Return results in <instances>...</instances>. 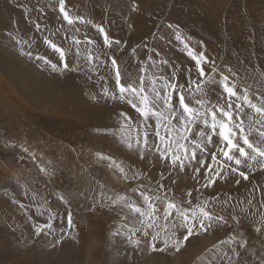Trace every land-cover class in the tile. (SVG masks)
<instances>
[{"label":"snow or ice","instance_id":"1","mask_svg":"<svg viewBox=\"0 0 264 264\" xmlns=\"http://www.w3.org/2000/svg\"><path fill=\"white\" fill-rule=\"evenodd\" d=\"M90 2L86 15L67 0H7L22 11L25 27L10 19L0 32L7 40L3 48L41 75L79 81L84 102L112 121L95 126L94 134L111 138L125 154L121 159L89 150L74 169L63 153L44 160L5 134L0 152L16 151L22 165L37 169L25 183L22 173L0 183L4 202L21 213L22 222L9 225L19 233L17 242L51 236L55 247L74 239L78 208L115 217L111 237L121 245L116 264H129L142 249L178 254L190 238L208 235L217 239L196 264H264V63L233 52L227 34L220 40L224 48L209 52L203 38L158 16L147 0ZM181 2L170 0L173 8ZM113 12L127 38L110 35L105 17ZM145 14L144 24L152 27L133 42V15ZM164 45L185 61L171 59ZM83 155L77 152L78 159ZM97 171H110L128 187H109ZM65 172L67 190L55 184ZM38 183L53 190L39 195ZM63 212L66 225L57 224Z\"/></svg>","mask_w":264,"mask_h":264},{"label":"rangeland","instance_id":"2","mask_svg":"<svg viewBox=\"0 0 264 264\" xmlns=\"http://www.w3.org/2000/svg\"><path fill=\"white\" fill-rule=\"evenodd\" d=\"M103 2L104 0H101V3ZM164 2L165 0H147V3L158 16H168L173 21L178 20L187 25V29L191 31L194 39L203 38L208 43L209 52L216 49L218 45L220 49H223L224 45L220 43V40L224 39L227 34L231 37L229 43L232 45L233 52H240L244 57H248L258 65L264 63V51H262L264 50V0H182L174 8L170 0H168V8L164 7ZM67 4L74 10H79L86 15L89 14L88 7H92L90 0H67ZM84 5L87 7L85 8ZM169 8L172 9L170 16ZM8 9L11 12L16 11L15 14L24 22L23 13L20 9L8 8L7 0H0V24L4 19L9 18L4 16L6 11H9ZM146 17L147 14L143 18L133 15L137 28L133 42L142 39V36L152 27L151 24H148V29L145 31L144 19ZM105 24L110 27V35L117 38L121 36L127 38L128 30L126 25L122 24L119 12H113L106 16ZM8 26L9 24L0 25V32L7 29ZM247 37H249L248 40ZM1 39L3 37H0ZM2 43L5 45L7 40ZM3 45L0 43V50L2 51L0 52V146L3 145V137L7 134L8 137L29 146L37 157L44 160H47L48 155L53 151L57 155L63 153L62 159L74 169L88 159L89 150L115 155L113 149L100 140L102 137L94 134V127L97 125L89 116L82 118L71 105L67 106L66 113L63 114L54 108L52 109V106L47 103L42 104L41 107L36 106L33 103V97L22 92L24 91L22 89L25 88L17 86L11 80L14 76L22 75L21 68L34 67L27 63H21L17 59L14 60L15 58L8 54ZM164 47L167 55L171 59L174 58L173 60L177 63L185 60L174 47L167 45ZM253 53L254 55H251ZM50 58L55 59L53 56ZM1 60L5 63H2ZM13 62L16 63L15 66H13ZM18 67L19 69H17ZM35 73L39 74L37 70ZM43 75L49 77L47 73ZM60 79L64 81L63 78H54V93L58 94L56 95L58 98L64 93H68L72 86L80 83L72 80L59 82ZM66 116L71 121L62 119ZM78 136H82L83 139L78 138ZM67 138L74 141L70 142ZM79 151H83L84 155L78 159L77 152ZM115 156L119 157L118 155ZM21 173V183H25L36 176L37 169L31 162L22 165L18 160V152L16 151L4 150L0 152V183L12 182L8 180L9 176L14 177L15 174ZM108 173L110 174V171H97L96 175L102 182L107 181L109 187H113L115 190L124 191L128 187L116 176L114 181H111L107 176ZM67 175L68 173L65 172L64 176L58 177L55 181L57 186H63L65 190H67ZM261 182H264L263 178ZM36 186L39 188V195H47L53 190L52 185L45 187L43 183H38ZM19 198L24 200L22 193ZM59 207L62 209L63 205ZM34 212L35 210L33 214ZM74 212L76 213L74 216L76 228L72 233L74 239H68L55 247L49 243L52 241L51 236L40 238L35 243L22 245L17 242L19 233H13L9 227L11 224L22 222L19 219L21 213L17 206L10 202H4L2 193H0V264H116L117 249L121 245L115 244L111 237V230L116 224L115 217L105 213L91 215L78 208L74 209ZM62 215L64 216L63 221L58 220L56 223L66 225V212H63ZM57 231L59 230L57 229ZM219 235L220 238H223L222 233ZM193 238L194 240L189 241L181 253H152L142 249L135 255V259L129 261V264H196V257L207 247H210L217 237L208 235ZM192 249H200V251L194 253Z\"/></svg>","mask_w":264,"mask_h":264},{"label":"bare ground","instance_id":"3","mask_svg":"<svg viewBox=\"0 0 264 264\" xmlns=\"http://www.w3.org/2000/svg\"><path fill=\"white\" fill-rule=\"evenodd\" d=\"M86 2V1H85ZM217 3V2H215ZM217 5V4H216ZM11 7V6H8V8ZM199 7V6H198ZM12 9H18V8H15V7H11ZM222 8V7H221ZM88 9L90 10L91 9V6L88 7ZM223 9V8H222ZM9 10V9H8ZM7 13L4 15L5 17H9V18H6L4 19V21L1 22L0 25H6V24H9L10 26V19L14 18V19H17L20 21V26L21 28L25 27L24 25V22L22 21L21 18H19L18 15H16V11H6ZM220 12V11H219ZM14 14V15H13ZM231 14V13H230ZM229 14V15H230ZM225 16V15H224ZM223 16V17H224ZM227 17V16H226ZM231 17V16H230ZM222 19V18H221ZM224 20V19H223ZM231 20V19H230ZM217 21V20H216ZM215 21V23H217ZM226 21V20H225ZM224 21V22H225ZM228 21V20H227ZM236 22V21H235ZM211 23V22H210ZM231 24V23H230ZM240 25V24H239ZM245 25V24H244ZM8 26V27H9ZM238 26V25H237ZM249 26V25H247ZM235 27V26H234ZM230 28V27H229ZM236 28V27H235ZM234 28V29H235ZM148 27L146 26V30L147 31ZM230 31V29H229ZM240 31H242L240 29ZM237 32V31H236ZM246 32V30H245ZM233 33V32H232ZM140 34V33H139ZM146 34V33H145ZM236 34V33H234ZM245 34V33H244ZM141 35V34H140ZM139 36V35H138ZM215 36V35H214ZM246 36V35H244ZM144 37V36H142ZM249 37H247V40H248ZM251 40V39H250ZM6 41V39H1L0 40V43L1 45H3L2 42ZM256 41V40H255ZM264 41V40H263ZM240 42V41H239ZM258 43V42H256ZM164 47V46H163ZM236 48V47H235ZM4 50V49H3ZM42 51H47L45 49H41ZM233 50V49H232ZM7 51V50H6ZM0 52H2L0 50ZM249 53V52H248ZM47 54L49 56H52V54L50 52H47ZM245 55V53H244ZM179 56V55H178ZM177 56V57H178ZM260 56V55H259ZM180 58V57H179ZM185 58V57H184ZM8 59V58H7ZM6 59V60H7ZM174 59V58H173ZM4 60V59H3ZM16 60V59H14ZM2 61V60H1ZM185 61V60H183ZM254 62V61H253ZM2 63H5L4 61H2ZM1 64V63H0ZM16 64V63H15ZM14 62H13V66H15ZM18 64V63H17ZM10 65V64H8ZM8 67V66H7ZM11 67V66H9ZM13 68V67H12ZM21 68V67H20ZM19 69V67L17 68ZM5 70V68H4ZM13 70V69H12ZM21 71H22V75L21 76H17V77H13L11 80L19 87H22V88H25V89H22L24 91L22 92H25V94H30V96L33 97L34 101L33 103L36 105V106H39L41 107L42 104L44 103H47L48 105H51L52 109L54 108V110H58L59 112H61V114L63 113H66L65 110L67 108L68 105H71L72 108L74 109V111H76L77 113H79V116H81L82 118L83 117H90L91 120L94 122V124L96 125H104V124H111L112 121L108 118V114L107 112H100L98 110H95L93 108H91L88 104H86L84 102V100L82 99V96H81V93L79 92V89L78 87L75 85V86H72V88L70 89V91L68 93H64L63 95H61V97L59 96H56L58 94H55L54 93V78L49 76H45V75H41L40 73L39 74H36L35 71L36 69L35 68H28L26 67L25 69L21 68ZM19 71V72H21ZM13 72V71H12ZM16 72V71H15ZM9 73V72H8ZM12 74V73H11ZM10 75V74H9ZM11 76V75H10ZM16 78V79H15ZM62 79L59 80V82L61 81ZM57 81V80H56ZM63 81V80H62ZM61 81V82H62ZM65 81V80H64ZM63 81V82H64ZM20 85H19V83ZM59 82H57V84H60ZM66 82V81H65ZM65 92V91H64ZM29 96V95H28ZM70 108V107H69ZM8 109V108H7ZM72 109V110H73ZM58 112V113H59ZM57 114V113H55ZM59 116V115H58ZM61 117V116H60ZM64 117V116H63ZM64 121H67L69 119V121H71L70 118H68V116H66V118H63ZM78 138L80 139H83L82 136H78ZM70 142H73L74 140L73 139H69L67 138ZM105 145L107 146H110L111 149H113V153L115 155H118L121 159L125 158V154L123 153V150H120L118 149L117 145L113 142V140L111 138H103L100 139ZM108 178L111 179V181L113 180L114 181V177L115 175H113L111 172L110 174L108 173L107 174ZM263 178V181H264V177H261L260 179L262 180ZM105 180V179H104ZM117 183V182H116ZM194 238H191L190 241H193ZM193 250V249H192ZM197 251H200V249H195L193 250L194 253H197ZM89 257V256H88ZM135 259V257H134Z\"/></svg>","mask_w":264,"mask_h":264}]
</instances>
